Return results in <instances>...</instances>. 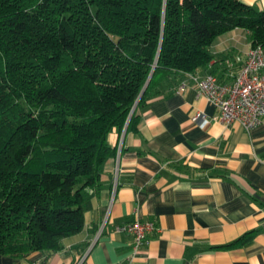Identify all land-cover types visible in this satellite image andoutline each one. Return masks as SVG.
I'll return each mask as SVG.
<instances>
[{"label":"trees","instance_id":"1","mask_svg":"<svg viewBox=\"0 0 264 264\" xmlns=\"http://www.w3.org/2000/svg\"><path fill=\"white\" fill-rule=\"evenodd\" d=\"M235 28L264 46V11L241 0H0V255L81 232L110 133Z\"/></svg>","mask_w":264,"mask_h":264},{"label":"crops","instance_id":"2","mask_svg":"<svg viewBox=\"0 0 264 264\" xmlns=\"http://www.w3.org/2000/svg\"><path fill=\"white\" fill-rule=\"evenodd\" d=\"M241 1L264 11V0ZM251 47L244 28L218 35L197 74L232 83ZM198 111L219 115L184 74L139 109L132 128L110 133L116 153L85 197L83 230L56 251L0 255V264H264V118L251 131L218 118L202 128L192 121ZM136 220L158 227L138 253L117 229Z\"/></svg>","mask_w":264,"mask_h":264},{"label":"built area","instance_id":"3","mask_svg":"<svg viewBox=\"0 0 264 264\" xmlns=\"http://www.w3.org/2000/svg\"><path fill=\"white\" fill-rule=\"evenodd\" d=\"M187 76L198 87L200 94L212 103L219 115L210 117L198 111L192 121L200 127H207L212 119L218 118L226 125L240 123L247 131L257 127L264 118V46L251 47L246 61L232 83L221 82L215 74L204 76L187 73ZM187 87L182 83L180 90ZM125 132V129L124 131ZM119 231L127 232L134 238L135 253L149 242L150 234L158 230L153 220H136L118 226ZM131 258L129 264H135Z\"/></svg>","mask_w":264,"mask_h":264},{"label":"water","instance_id":"4","mask_svg":"<svg viewBox=\"0 0 264 264\" xmlns=\"http://www.w3.org/2000/svg\"><path fill=\"white\" fill-rule=\"evenodd\" d=\"M148 83H149V81H148ZM148 83H147V85H148ZM147 85H146V87H147ZM146 87L144 88V90H143L142 94L144 93V91H145ZM142 94H141V96H142Z\"/></svg>","mask_w":264,"mask_h":264}]
</instances>
